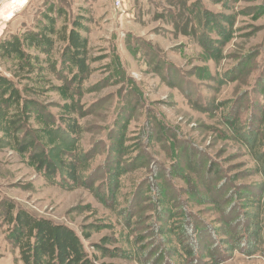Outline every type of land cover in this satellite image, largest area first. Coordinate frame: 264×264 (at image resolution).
Wrapping results in <instances>:
<instances>
[{
    "label": "rangeland",
    "instance_id": "374dc122",
    "mask_svg": "<svg viewBox=\"0 0 264 264\" xmlns=\"http://www.w3.org/2000/svg\"><path fill=\"white\" fill-rule=\"evenodd\" d=\"M214 17L232 33L226 42L206 35L217 40L218 60L197 36ZM49 20L51 50L0 59V76L21 106L29 104L25 127L13 135L12 122L24 117L11 90L1 95L0 88V203L71 229L95 264H185L167 253L180 247L185 221L174 215L181 204L193 212L187 221L223 236L227 227L239 232L224 220L233 206L239 213L246 190L258 195L262 184L258 155L241 137L255 117V146L264 153V0H126L120 9L113 0H29L0 19V42L47 33ZM76 22L87 40L81 77L65 42ZM14 136L31 141L53 173L37 168L31 149L18 152ZM67 164L76 180H68ZM3 219L0 207V264H22ZM228 256L222 264H264L263 255Z\"/></svg>",
    "mask_w": 264,
    "mask_h": 264
},
{
    "label": "trees",
    "instance_id": "16d2710c",
    "mask_svg": "<svg viewBox=\"0 0 264 264\" xmlns=\"http://www.w3.org/2000/svg\"><path fill=\"white\" fill-rule=\"evenodd\" d=\"M203 15H206V12H203ZM224 19L225 20L223 22H227L229 26L233 25V21H231L230 18L226 17ZM195 21L197 25L199 22L197 19ZM212 21L214 22L212 23L207 21L202 23L203 26L206 27V34L203 36H197L199 37L198 41L200 43L202 39L206 40V43L203 44L204 47L202 46L205 53L209 57L211 54H214L215 56L213 59L218 60L220 56V48L219 46L216 47L218 43L211 42L217 40H212L211 38L210 40L206 35L210 37L211 34H215L220 38L222 37L224 42H226L231 39L232 33L230 28L221 27V23L218 22L217 18L214 17ZM49 22L50 24L48 26L47 33L42 32L40 34L38 32H30L28 35H24L21 38H12L6 41H1L0 59L10 58L12 56H17L19 59H21L24 57V49L26 48H43V51L51 50L53 47V41L47 35L54 33V23L53 20H49ZM210 25L214 26L210 28ZM80 29L81 25L79 22L73 23L65 39L68 48L66 49L69 50V60L71 65L76 68L77 74L79 73V77H81V75H83L87 70V40L79 35ZM208 78L209 81H217V83L219 80H222L221 78H214L210 75ZM0 83L1 90L4 89L1 91V95L11 90L8 88L9 83L7 82L6 78L0 76ZM259 84L264 87V85L261 83ZM10 96L13 99L14 105L16 104V108L22 112L21 115L24 117L23 122L17 121V118L12 122L11 129L13 135H15L18 130H20V128L23 129L27 123V117H29V115H26L25 113L29 111V104L24 102L23 106H21L22 103L20 100H18V92L13 89L10 91ZM2 100L6 101L7 99ZM252 122L253 124L250 127V130L242 133L241 140L245 147L249 149V154L253 156L254 159L258 155V168L259 175L262 177V184H260L261 186L258 185L257 187L258 189L261 188V190L259 192L260 194L258 195H253L251 192L246 190V193L243 194L245 196L242 198L239 208H237L239 210L237 215L234 213L236 210L234 206L229 210L230 219L227 221L224 220V222L229 223L230 221H234L237 222L236 224H238L240 227V230L237 233H233L231 231V227H227L226 232L229 236H231L232 241L229 240L228 235L223 236L218 234L208 224H205L201 221H196L198 219H195V223H192L190 220L187 221L186 217L188 216L190 218L193 215V212L189 210L187 211V207L185 210H182V204L180 205L181 208L177 215H174L169 211V215H166L167 221H169L172 215L182 216L178 219L185 221L182 223V229L178 238L180 246L178 248L179 250H176L174 247L173 249H169L167 252H170L172 257L178 255L181 259H185V264H222L229 259L228 254L233 252L244 257H252L255 255L264 256V217H262L264 216L262 213L264 210V153H260L258 151V147L255 146L258 141V133L260 128H255V117H253ZM19 124L20 126H18ZM243 127H245V124ZM64 130L67 134H73L67 125L64 126ZM29 143H31V141H29ZM250 143L252 147L249 146ZM14 144L16 145L17 151L20 153H26L29 149H31V151L34 153V155L31 156V159L33 158V162L36 164L37 168L40 170L43 169L48 173H53L54 167L51 165L49 160L44 158L41 153H36V149L32 150L34 147L31 146L32 144H25L16 138V136H14L13 147ZM212 168L213 166L211 165L208 166L206 170V176L208 182L211 181V185L213 183L212 179L214 177V171ZM63 169L67 172L68 177L70 178L68 179L69 181L76 180V171L72 164H67L63 167ZM199 169H202V167L200 168L199 166ZM208 188L210 187L208 186ZM0 207L3 209V221L9 226V243L18 249L19 259L22 264H95V259L91 258L86 253L80 238L71 229L63 225H55L46 219L36 218L25 210L17 209L15 211L16 207L12 203L3 202L0 203ZM222 232L226 234L225 231L222 230ZM210 234L214 235L215 238H210L208 236ZM184 235L189 236L187 244L183 243L185 239ZM216 237L219 240H216ZM84 238L88 239V234H85ZM164 239L165 238L163 237L161 238V244L166 245V243L163 242ZM228 240L229 242H227ZM205 241L209 243L205 245ZM217 242L224 248L217 247ZM160 251H162V254L164 253L163 249ZM218 251H220L221 254H219ZM199 253L201 256L195 258V256ZM159 262L160 260H156L155 264H158Z\"/></svg>",
    "mask_w": 264,
    "mask_h": 264
},
{
    "label": "bare ground",
    "instance_id": "6f19581e",
    "mask_svg": "<svg viewBox=\"0 0 264 264\" xmlns=\"http://www.w3.org/2000/svg\"><path fill=\"white\" fill-rule=\"evenodd\" d=\"M29 0H3L0 3V19L10 20L27 5Z\"/></svg>",
    "mask_w": 264,
    "mask_h": 264
},
{
    "label": "built area",
    "instance_id": "2783aa9c",
    "mask_svg": "<svg viewBox=\"0 0 264 264\" xmlns=\"http://www.w3.org/2000/svg\"><path fill=\"white\" fill-rule=\"evenodd\" d=\"M126 0H113V5L116 9H120Z\"/></svg>",
    "mask_w": 264,
    "mask_h": 264
},
{
    "label": "crops",
    "instance_id": "0c3cea01",
    "mask_svg": "<svg viewBox=\"0 0 264 264\" xmlns=\"http://www.w3.org/2000/svg\"><path fill=\"white\" fill-rule=\"evenodd\" d=\"M1 1H3V0H0V3H1Z\"/></svg>",
    "mask_w": 264,
    "mask_h": 264
}]
</instances>
